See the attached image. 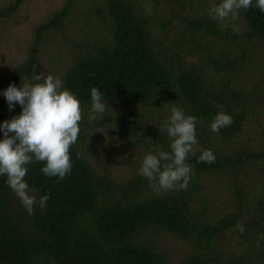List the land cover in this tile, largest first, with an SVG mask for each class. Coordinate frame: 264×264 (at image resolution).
I'll return each mask as SVG.
<instances>
[{"label":"trees","instance_id":"16d2710c","mask_svg":"<svg viewBox=\"0 0 264 264\" xmlns=\"http://www.w3.org/2000/svg\"><path fill=\"white\" fill-rule=\"evenodd\" d=\"M219 2L0 0V124L22 111L3 92L35 74L60 77L83 109L71 173L27 165L29 194L50 196L44 209L30 215L0 176V264H264V12L241 10L237 33L209 16ZM60 42L53 60L68 61L52 68L43 54ZM93 87L107 107L90 121ZM172 107L197 117L187 190L157 194L138 174L143 159L120 177L100 169L90 142L105 126L137 157L170 151L160 128ZM221 111L233 123L213 133ZM203 150L214 163L197 162Z\"/></svg>","mask_w":264,"mask_h":264},{"label":"clouds","instance_id":"9594fccd","mask_svg":"<svg viewBox=\"0 0 264 264\" xmlns=\"http://www.w3.org/2000/svg\"><path fill=\"white\" fill-rule=\"evenodd\" d=\"M253 6L264 12V0H255V3L254 0H220L208 14L239 33L235 21L239 19L240 11ZM33 79L36 83H23L21 88L10 84L3 92L9 110L18 103L22 111L19 116L0 124L3 132V139H0V176L6 177V183L30 215L35 214L37 205L44 209L50 196L45 194L37 201L29 194V185L25 181L27 165L43 163L41 172L45 176L58 177L61 181L65 179L72 170L70 149L78 141L83 119L80 101L64 87L60 77L41 73L35 74ZM90 95L89 120L94 121L105 113L107 106L97 87L91 89ZM232 123V117L221 111L213 118L210 129L219 133ZM196 124L197 117L185 115L177 107L171 108V114L161 124L160 131L166 132L171 141L170 151L146 154L138 169V174L157 194L188 189L193 169L187 160L197 153ZM197 162L214 163L215 155L211 150H203ZM237 228L244 231L241 224H237Z\"/></svg>","mask_w":264,"mask_h":264},{"label":"rangeland","instance_id":"374dc122","mask_svg":"<svg viewBox=\"0 0 264 264\" xmlns=\"http://www.w3.org/2000/svg\"><path fill=\"white\" fill-rule=\"evenodd\" d=\"M61 43V48L59 49V52L57 51L56 48L48 49L47 53L44 52L43 56L48 62H51L55 57H58V55H61V57L65 56V48L68 47V44L65 42H60ZM68 61V58L66 57L65 59L62 60H53L51 62V67H57L62 65L63 63H66ZM124 123L126 122V119L123 117ZM127 123V122H126ZM122 125V123H119ZM108 127H103L101 130L98 131V137L91 139L90 144H92V153L94 155V161L97 163V165L100 167L101 170L103 171H109L113 173L115 176H124L125 174L130 171L136 162V159H143V154L140 153L139 157L136 156L135 149L139 151L137 148L136 143L134 141H131L129 143H125L122 139V136L120 134L111 135L109 130L107 129ZM106 135L110 136L107 143L104 138ZM135 134L133 135L135 139ZM144 140L147 141V134L142 133L141 136L138 137L135 142ZM108 145V149L110 151V154H106L101 146L103 144ZM167 238H165L166 241ZM164 241V243H165ZM167 245L170 246L171 249L174 250V256H180L182 255L183 252L186 251V245L182 243L179 239L175 238H168ZM245 250L244 247H242L241 250H239V253H243Z\"/></svg>","mask_w":264,"mask_h":264}]
</instances>
